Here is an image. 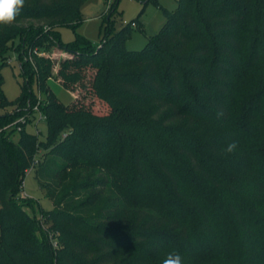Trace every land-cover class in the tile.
Returning a JSON list of instances; mask_svg holds the SVG:
<instances>
[{"label": "trees", "instance_id": "obj_1", "mask_svg": "<svg viewBox=\"0 0 264 264\" xmlns=\"http://www.w3.org/2000/svg\"><path fill=\"white\" fill-rule=\"evenodd\" d=\"M83 2L25 0L0 26V68L19 38L24 78L8 100L0 71V264H162L169 252L264 264V0H177L139 50L124 44L128 25L99 45L77 33L63 43L57 27L74 29ZM45 42L72 53L57 63L64 86L84 88L92 72L107 112L57 98L55 61L35 52ZM35 105L44 139L25 129ZM33 160L53 202L40 216L18 197Z\"/></svg>", "mask_w": 264, "mask_h": 264}, {"label": "rangeland", "instance_id": "obj_2", "mask_svg": "<svg viewBox=\"0 0 264 264\" xmlns=\"http://www.w3.org/2000/svg\"><path fill=\"white\" fill-rule=\"evenodd\" d=\"M144 1H146L144 3ZM115 6V10L110 13V8ZM177 7V0H84L81 6L82 20L73 29L65 24H60L57 31L63 43L71 42L75 39L76 33L86 37L93 45H99L108 32H117L124 26L128 25L123 33L124 44L128 49L139 50L142 48L148 36L155 34L158 28L165 20L166 11H173ZM108 18V19H107ZM137 19V20H135ZM134 21L135 26L130 25ZM47 23L46 21L25 20L20 23L22 26L31 24L39 26ZM15 43V44H14ZM12 45V49L7 52L6 60L8 64L1 66L0 71L3 76L2 90L8 100L15 99L20 92L21 85L24 81L17 60V52L20 45V39L16 38ZM47 45L48 42H45ZM47 48L35 49L38 54L45 57H51L55 63L52 68V77L48 79V85L63 104H70L77 101L81 104L89 106L97 113H105L108 106L101 100L91 95L88 91L90 77L92 72L87 71L85 87H77L75 91L64 86L57 75L58 61L62 57H71L72 53L60 48L57 45H47ZM30 86L35 95L43 96L38 92L37 78L34 75L30 80ZM4 111L0 110V114ZM34 117V118H33ZM31 120L25 125V129L29 133L36 134L38 132L39 139H44L47 133L46 120L44 117L38 118L35 112ZM16 135H13L14 139ZM32 201L33 209L25 206L31 213L40 216L41 211L52 209L53 202L46 195L44 189H41L35 178V169L26 172L23 178V190ZM27 203H31L30 201ZM50 225V221H46L44 229ZM42 236V233H40Z\"/></svg>", "mask_w": 264, "mask_h": 264}, {"label": "clouds", "instance_id": "obj_3", "mask_svg": "<svg viewBox=\"0 0 264 264\" xmlns=\"http://www.w3.org/2000/svg\"><path fill=\"white\" fill-rule=\"evenodd\" d=\"M24 6L25 0H0V26L13 24ZM236 148L237 143L233 141L227 145L225 151L233 153ZM162 264H182V257L177 252H169Z\"/></svg>", "mask_w": 264, "mask_h": 264}, {"label": "built area", "instance_id": "obj_4", "mask_svg": "<svg viewBox=\"0 0 264 264\" xmlns=\"http://www.w3.org/2000/svg\"><path fill=\"white\" fill-rule=\"evenodd\" d=\"M130 25L135 26L136 23L134 21H132L130 23ZM34 110L38 111V118L39 119L43 117V115L38 110V106L37 105L34 106ZM26 120H27V115L21 116L17 120H15L12 123V125L16 126L17 129H20L21 128V125L26 123ZM36 163H37L36 160H33L32 163H31V165H30V167L28 168L27 171H29L30 169H33ZM22 190H23V183L21 185V190L18 193V197L19 198H28V196ZM54 245H56V243H54Z\"/></svg>", "mask_w": 264, "mask_h": 264}, {"label": "crops", "instance_id": "obj_5", "mask_svg": "<svg viewBox=\"0 0 264 264\" xmlns=\"http://www.w3.org/2000/svg\"><path fill=\"white\" fill-rule=\"evenodd\" d=\"M144 2H145V1H144ZM137 21H138V20H137ZM163 22H164V21H163ZM163 22H162V23H163Z\"/></svg>", "mask_w": 264, "mask_h": 264}]
</instances>
